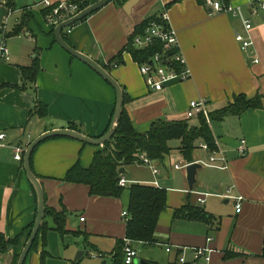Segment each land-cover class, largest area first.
I'll return each mask as SVG.
<instances>
[{"label":"crops","instance_id":"0c3cea01","mask_svg":"<svg viewBox=\"0 0 264 264\" xmlns=\"http://www.w3.org/2000/svg\"><path fill=\"white\" fill-rule=\"evenodd\" d=\"M40 1L15 0L14 8L10 9L6 0H0V45L5 44L9 58L0 59V133L6 134L5 141L0 143V235L5 240L21 235L36 215L34 189L24 172L23 161L14 160L12 147L26 149L43 133L69 129L70 125L89 138H100L109 128L116 102L115 91L106 81L55 42L54 29L45 23L46 10ZM129 1L110 2L84 21L63 30L62 37L74 50L108 67L106 71L121 87L123 108L137 133H146L157 121H187L190 127L199 126V115L193 118L186 115L192 101L205 100L210 114L239 95L261 98L259 108L208 123L216 147L213 152L224 156L228 169L206 166L213 152L200 149L203 142L197 143L191 163H199L201 167L196 171L192 191L188 189L185 172V187L176 189L184 197L176 206L166 203V210L158 220L160 224L168 214L164 218L166 236L162 240L158 238V225L155 231L167 261L142 260L170 264L176 261L178 251L202 248L208 244L206 239L212 238L209 264H264V8L261 7L264 0H229L223 4L240 7L243 19L250 22L253 44L247 49H242L235 40L237 33H244L242 20L230 13L212 11L205 0H138L134 4ZM164 13L177 34L190 77L185 82H171L161 91H153L145 85L139 64L123 50L135 26L152 15ZM25 15L28 18L23 30L9 35ZM121 51L118 66L114 68L111 60ZM34 64L38 66L35 82L23 83L20 69ZM36 102L46 106L45 117L29 116ZM242 141L244 146L240 151ZM179 146V141L175 147L169 142L172 151L161 164L153 162V165L158 168L178 154L180 163L187 167L191 163L182 159ZM102 148L58 137L42 142L33 151L31 170L42 185L46 205L57 212L65 210V230L69 233L62 237L55 231H47L45 247L39 241L24 264H40L42 252H47V246L50 251L56 250L58 239L66 242L72 239L75 249L84 245L90 255H95L91 257L99 258L102 264L107 261L111 264L116 240H124L126 223L121 213L126 211V202L124 208L122 201L112 197L89 196L85 185L62 182L75 163L88 168L93 155ZM133 167H145L150 178L133 181ZM123 169L124 178L132 184L153 186L151 183L157 180L156 188L166 191V202L167 191L174 190L167 186L171 181L168 176L160 172L154 177L139 161ZM227 189L233 197L243 198L239 213H236V201L223 197ZM202 194L207 196L203 204H198ZM187 199L210 217L209 224L173 220L174 210L184 206ZM80 217L84 218L83 222ZM99 219L104 222L101 230L96 229ZM46 222L52 225L50 219ZM113 222L117 225L121 222L120 230L111 226ZM77 230L88 235L87 241L73 237ZM130 244L136 249L140 246ZM168 246L172 247L170 253L166 252ZM21 250L14 246L0 253V264H11L13 256ZM81 252L80 258L84 254ZM226 253L236 256L224 259ZM187 259H191L189 251Z\"/></svg>","mask_w":264,"mask_h":264},{"label":"trees","instance_id":"16d2710c","mask_svg":"<svg viewBox=\"0 0 264 264\" xmlns=\"http://www.w3.org/2000/svg\"><path fill=\"white\" fill-rule=\"evenodd\" d=\"M96 1L97 0L94 2ZM120 1L121 2L113 0L112 2L121 4L127 0ZM228 1L229 0H222L223 4H227ZM6 3L7 6L12 9L14 8L15 0H6ZM87 6L88 5L82 6L81 9L83 10ZM46 13L47 12L44 11L43 15L45 16ZM27 18L28 16L25 15L22 18L21 23L9 35H16L20 33L27 24ZM152 22H161L160 15H152L135 26L133 33L128 39V44L123 50L129 53L132 59L139 65L148 62L155 53H161L162 51L167 50V47L164 44L157 42L142 50L136 49L132 45L133 37L137 34H141L143 30ZM121 53L122 51L111 60L116 67L118 66L117 63L120 60ZM102 67L105 70H108V67L103 65ZM175 68L177 71H180V67L178 65H175ZM37 70L38 66L36 64L30 68H21L20 72L22 82L34 83L36 80ZM260 99V97L247 99L242 95L236 96L233 99V102L228 103L224 108L215 113H208L209 120L218 121L222 120L227 115L237 116L248 109L259 108L261 107ZM46 115V106L40 104L39 102H36L34 107L29 112L30 117L37 116L39 118H43ZM198 119L200 125L197 127H190L187 121L171 123L157 121L151 124L146 133L140 134L134 130L129 117L123 108L116 133L109 142L103 145L101 151H98L93 155L89 167L82 168L79 162L75 163L66 172L62 182L87 186L88 194L91 197H112L120 199L126 188L119 185V179L125 176L120 175L119 170L127 165L138 162V156L140 154H144L153 162L162 163L172 151V148L169 147V142L171 141H179V153L182 159L187 163L192 162V154L197 148L198 142L205 143L210 152L215 151L216 147L208 123L203 115H199ZM69 129L76 131V126L70 125ZM166 203L165 189L143 184H131L129 186L126 208L128 217L125 220L124 240H116L115 248L111 254V264H124L123 248L126 240L131 243L144 246H154L158 244L155 231L161 214L166 210ZM35 217L36 215L34 216L31 224L18 237L5 240L3 236L0 235V253L6 252L9 247L15 246L23 248L33 228ZM172 217L173 220L180 219L187 221H203L207 224L210 223V217L207 216L201 208L192 205L188 199L184 206L174 210ZM46 219H50L52 224L51 226L48 225ZM65 227V210L57 212L54 209L49 208L46 205L45 200L43 221L30 252L36 250L39 241L42 243L43 247H45V234L49 230L57 232L62 237L68 234L69 232L65 230ZM85 238V241H87L88 236ZM21 240L23 242H21ZM19 254L20 253L13 256L11 264L17 263ZM234 256L236 255L226 253L224 255V259H229ZM49 257L50 255L43 251L40 257V264H46V260ZM72 264H77V262H73ZM170 264H176V262H172Z\"/></svg>","mask_w":264,"mask_h":264},{"label":"built area","instance_id":"2783aa9c","mask_svg":"<svg viewBox=\"0 0 264 264\" xmlns=\"http://www.w3.org/2000/svg\"><path fill=\"white\" fill-rule=\"evenodd\" d=\"M95 0H41L40 4L46 10V24L51 26L53 29L61 22H64L82 9V6L91 5ZM205 5L216 13H230L235 17H239L242 20L244 33H237L235 35V40L238 42L242 49H247L252 46V40L249 36L251 30V24L248 20L243 19L241 8L232 6L231 4L223 5L222 0H205ZM260 6V5H259ZM261 7L264 8V5L261 4ZM255 14V10L253 11ZM161 22L150 23L141 34H137L132 39V45L136 49H146L153 45L155 42L162 43L167 47V50L162 51L161 53H155L148 62L142 63L139 65V72L144 78L145 85L147 88L153 91H161L167 84L171 82H185L189 79L190 73L186 66L185 59L183 58L179 42L177 39L176 32L170 26L167 15L161 14ZM0 59L8 61V50L4 43L0 45ZM255 64L258 63V60L253 61ZM175 65L180 67V71H177ZM116 68V65H113ZM206 101H192L189 104V110L186 115L188 118H193L198 115H203L206 122L209 123L208 111L206 110ZM6 139L5 133H0V143L4 142ZM244 142H241L240 151H243ZM200 149L207 150L208 147L206 144L202 143L199 145ZM13 149V158L17 162L23 161V154L25 148L21 146H14ZM138 161L147 166L151 171V174L154 177L159 176L160 170L153 165V161L148 159L144 154L138 156ZM208 167H213L219 170L228 169V164L222 154L213 152L209 156L207 162L205 163ZM173 170H182L186 167V164H173L171 166ZM127 180L124 177L119 179V185L125 186ZM153 186L157 187L158 182L154 180L151 183ZM207 194H202L200 198L197 199L198 204L204 203V198ZM224 198H233L236 201V213L241 211L242 197H233L231 195V190L227 189L225 192ZM121 217L126 220L128 213L126 211L121 213ZM80 221L83 222L84 218L80 217ZM264 229V228H263ZM212 238H207L206 246L202 248H193L188 250L190 252L191 259H187V249L183 248L181 251H178L176 254V264H209L211 260V254L213 250L209 247V243ZM172 247L168 246L166 252L170 253ZM124 254V264H134V260L137 257V249L134 248L129 241H125L123 248ZM93 256V255H92ZM94 257V256H93Z\"/></svg>","mask_w":264,"mask_h":264},{"label":"water","instance_id":"95a60500","mask_svg":"<svg viewBox=\"0 0 264 264\" xmlns=\"http://www.w3.org/2000/svg\"><path fill=\"white\" fill-rule=\"evenodd\" d=\"M113 0H97L96 2L92 3L91 5L87 6L80 12H78L76 15L71 17L70 19L59 23L53 31V36L55 42L64 50L66 51L70 56L78 59L79 61L86 64L91 70H93L96 74H98L104 81H106L115 91L116 95V102L114 107V113L109 125L108 130L106 133L97 139L89 138L83 134H80L79 132L72 130V129H59V130H51L48 132L43 133L39 137L35 138L25 149L23 154V169L26 174L27 179L31 183L35 196H36V217L34 221L33 228L31 230V233L25 242L20 254L19 258L16 264H24L26 261V258L28 254L30 253V249L33 245V242L38 234V231L41 227L43 216H44V210H45V197H44V191L42 188L41 183L36 178V176L33 174L31 170L30 165V159L33 151L44 141L51 139V138H68L73 139L76 141H79L83 144L91 145V146H103L105 143L109 142L113 135L116 133L119 121L121 119V115L123 112L124 107V99L123 94L120 85L114 80V78L102 67L100 66L96 61L93 59L85 56L84 54L74 50L71 46H69L62 37V31L72 27L73 25L81 22L82 20L86 19L87 17L91 16L101 8H103L105 5L109 4ZM138 0H130V4L136 3ZM199 163H191L185 168L186 172V181L188 184V189L191 192L192 188L195 183V174L198 169H200ZM119 174H124V169L121 168L119 170ZM82 252H79L77 254L75 260H79L80 255ZM134 264H151L149 262H146L142 259L136 258L134 260Z\"/></svg>","mask_w":264,"mask_h":264},{"label":"rangeland","instance_id":"374dc122","mask_svg":"<svg viewBox=\"0 0 264 264\" xmlns=\"http://www.w3.org/2000/svg\"><path fill=\"white\" fill-rule=\"evenodd\" d=\"M20 1H26L29 2V0H20ZM118 2H121L120 0H118ZM122 4V3H121ZM44 21L46 23V15L44 16ZM188 119V118H186ZM192 121V120H190ZM189 121V122H190ZM177 145V141H171V146L175 147ZM180 163V160L178 158V154H174L173 158L168 159L166 162H164L162 165L159 164L158 168L161 170V174L162 176L166 177L168 176L169 179H171V181L168 183L167 186H169L171 189H174L173 191H167V203L168 206L173 207L176 206L179 201H181V199L184 197V194H181L180 192H177L176 189H182L184 188V184H185V179L183 178L184 173H185V169L183 170H173L171 169V166H173V164H178ZM181 164V163H180ZM128 166V165H127ZM131 173H132V177H133V181H146L150 178V173L149 171L145 168V167H133L131 169ZM128 178V177H127ZM132 184L131 183H127L124 187L126 188V190L124 191V193L122 194L120 199H115V201L120 200L122 201V203L124 204V208H125V202H126V206H127V199H128V188L129 186ZM76 214L78 215L79 213L76 212ZM165 216H168V214L163 216V221L160 222V224H158V232H157V236L159 239H164V237L166 236V234L164 233L167 230V224H166V220H164V218H166ZM104 221H107V219H105ZM77 222V220H76ZM98 224L96 225V229L101 230L102 229V225H103V221L102 220H97ZM73 223V222H72ZM78 224V223H77ZM120 226H122L121 222L120 224H116V222L112 223V227L115 228V230L118 228L120 230ZM88 226V224H87ZM83 228V226H82ZM168 231V230H167ZM86 233H82L81 231L77 230L75 232H73V237L75 238H82L83 240L86 239L85 237L88 235H85ZM74 241L71 239V242H66V241H61L58 239V248L56 250L50 251L48 246L45 248V250L47 252H50L51 256L48 258V264H71V263H75L77 262V264H102V261L95 257H91L92 255H90L91 252H89L84 245H81V248H77L75 249V245L73 244ZM83 251L84 254L83 256L80 258V260L75 261V257L77 256L78 252ZM67 252V254H69L70 256H66L64 253ZM90 255V256H89ZM94 255V254H93ZM95 256V255H94ZM137 258L138 259H143V258H150L158 263H164L167 261V255L164 252V247H161L160 245H154V246H144V245H140L137 247ZM106 264H110L108 261Z\"/></svg>","mask_w":264,"mask_h":264}]
</instances>
